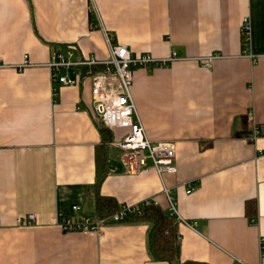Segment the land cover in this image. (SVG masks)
<instances>
[{
  "label": "crops",
  "instance_id": "0c3cea01",
  "mask_svg": "<svg viewBox=\"0 0 264 264\" xmlns=\"http://www.w3.org/2000/svg\"><path fill=\"white\" fill-rule=\"evenodd\" d=\"M110 43L157 61L176 53L136 68L132 90L148 138L176 145L177 173L164 180L184 219H176L180 260L264 264V130L252 138L264 126V0H0V264H172L150 256L146 223L65 232L54 221L59 213L100 219L102 137L91 80L53 82L49 62L70 46L76 59L104 60ZM112 132L120 139L129 130ZM108 150L101 194L121 208L154 200L169 210L155 170L127 174L121 150ZM30 213L35 223L19 222Z\"/></svg>",
  "mask_w": 264,
  "mask_h": 264
},
{
  "label": "built area",
  "instance_id": "2783aa9c",
  "mask_svg": "<svg viewBox=\"0 0 264 264\" xmlns=\"http://www.w3.org/2000/svg\"><path fill=\"white\" fill-rule=\"evenodd\" d=\"M241 34L243 42L248 45L251 41L252 26L248 17L243 18ZM110 41V39H109ZM253 61H256L252 54H248ZM218 58L212 55L208 60ZM176 59V53L169 58L157 61L148 55L135 56L127 46L119 43H110L109 56L100 60L95 56L76 59L75 47H68L65 50H54L49 62L52 72L53 82L63 85H76L81 79L89 78L92 82V103L91 109L99 119L100 123L109 129H128L129 132L123 138L114 139L111 146L121 150L120 160L127 174H148L155 170L163 180V192L169 203V211L178 221H184L180 216L176 203L171 196V188L165 183L167 174H176L178 170L176 158V145L173 142H152L146 133L138 112L136 102L133 97L134 70L138 67L147 68L151 64L166 63ZM206 64L205 66H207ZM0 66L2 59L0 56ZM82 66L84 70L78 74L77 78H70L68 74H61L63 68ZM100 66V70L95 67ZM264 126L256 127L252 133V138L262 134ZM188 190L187 193H190ZM157 204L154 200H146L137 205H128L120 208L116 214L108 219H98L92 221L87 218L79 221L74 217L57 214L55 222L65 232H87L99 231L101 225L108 220L123 221L129 214L135 213L142 203L149 205ZM80 206H74L77 211ZM24 224H33L37 220L36 213H30L26 217L18 218ZM264 244V238L262 240Z\"/></svg>",
  "mask_w": 264,
  "mask_h": 264
},
{
  "label": "trees",
  "instance_id": "16d2710c",
  "mask_svg": "<svg viewBox=\"0 0 264 264\" xmlns=\"http://www.w3.org/2000/svg\"><path fill=\"white\" fill-rule=\"evenodd\" d=\"M102 145L97 154V179L95 183V211L100 219H108L121 208L118 201L111 196L101 194L100 188L109 173L108 145L115 139L113 129L99 124ZM250 132L243 131L240 134L250 136ZM257 204L248 201L246 204L247 215L251 218L257 216ZM137 223H146L149 227L148 249L150 256L155 261H167L172 264H206L204 262L186 260L181 261V241L178 236L177 220L169 210H165L158 204L142 203L139 209L125 219ZM124 221V220H123Z\"/></svg>",
  "mask_w": 264,
  "mask_h": 264
}]
</instances>
